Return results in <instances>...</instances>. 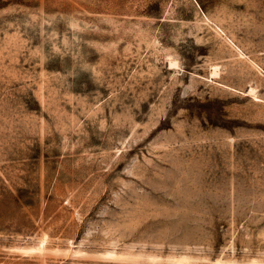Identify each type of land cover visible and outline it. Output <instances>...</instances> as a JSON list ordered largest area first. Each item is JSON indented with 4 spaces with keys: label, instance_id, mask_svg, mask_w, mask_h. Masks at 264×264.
Here are the masks:
<instances>
[{
    "label": "rangeland",
    "instance_id": "1",
    "mask_svg": "<svg viewBox=\"0 0 264 264\" xmlns=\"http://www.w3.org/2000/svg\"><path fill=\"white\" fill-rule=\"evenodd\" d=\"M0 264H264V0H0Z\"/></svg>",
    "mask_w": 264,
    "mask_h": 264
},
{
    "label": "bare ground",
    "instance_id": "2",
    "mask_svg": "<svg viewBox=\"0 0 264 264\" xmlns=\"http://www.w3.org/2000/svg\"><path fill=\"white\" fill-rule=\"evenodd\" d=\"M170 64H171V65L174 64L173 60L170 61ZM216 70H217V69L215 68V71H216ZM251 90H253V88H251Z\"/></svg>",
    "mask_w": 264,
    "mask_h": 264
}]
</instances>
